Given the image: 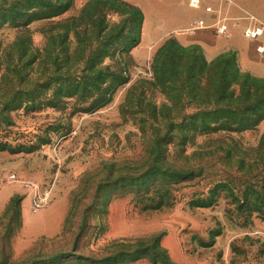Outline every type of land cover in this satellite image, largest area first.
Returning <instances> with one entry per match:
<instances>
[{
  "label": "rangeland",
  "instance_id": "1",
  "mask_svg": "<svg viewBox=\"0 0 264 264\" xmlns=\"http://www.w3.org/2000/svg\"><path fill=\"white\" fill-rule=\"evenodd\" d=\"M137 1L153 18L156 0ZM199 3L207 26L218 11L264 23V0ZM84 8L0 26V264H264V101L242 115L233 84L215 102L186 58L198 47H170L156 78L171 36L132 49L131 9Z\"/></svg>",
  "mask_w": 264,
  "mask_h": 264
},
{
  "label": "trees",
  "instance_id": "2",
  "mask_svg": "<svg viewBox=\"0 0 264 264\" xmlns=\"http://www.w3.org/2000/svg\"><path fill=\"white\" fill-rule=\"evenodd\" d=\"M13 2L10 6L0 9V26L12 25L15 28H25L32 22L58 17L64 14L69 8L72 7V0H3ZM98 0H90L85 4L84 10L97 3ZM116 6H122L126 9H131L134 12L132 19L137 24L138 35L133 40L131 48H135L140 43V35L143 24V14L139 8L129 4L122 0H110ZM129 15V13H128ZM175 46L178 52L183 53L186 49L180 46L174 39L170 43L166 42L156 53L153 58L152 70L154 76L158 74L161 65L158 58L164 57L167 53L165 51L171 49L170 47ZM198 46L192 45L188 48L192 51L198 50ZM200 49V48H199ZM173 51V55L178 53ZM164 53V54H163ZM186 58L189 59V67L193 78L196 79L203 73L206 74V78L209 84L210 92L213 93V97L216 98L217 103H223L225 101L232 100L235 96L234 93H228L232 85H238L240 88L239 96L235 97V100L241 107L239 112L242 115H246L249 112H253L259 108L263 101H258V95L256 92L257 85L264 80L256 79L251 77L248 73H241L239 70L235 54L226 53L219 55L214 60L207 62L202 55L198 56L196 53H190ZM172 68L176 69L175 61L170 60ZM161 67V66H160ZM157 78V77H156ZM203 93V90L199 87L195 89V93ZM260 98V97H259ZM258 98V99H259ZM256 103L257 107H251V104ZM207 112H202L203 122L207 117ZM246 129V128H245Z\"/></svg>",
  "mask_w": 264,
  "mask_h": 264
},
{
  "label": "crops",
  "instance_id": "3",
  "mask_svg": "<svg viewBox=\"0 0 264 264\" xmlns=\"http://www.w3.org/2000/svg\"><path fill=\"white\" fill-rule=\"evenodd\" d=\"M88 1L90 0H72V8H80ZM122 1L131 2L132 5L141 10L144 17L140 43L136 48L143 45L156 46L167 35L171 36L182 47L198 46L202 50L204 58L209 61L219 55L233 53L235 54L237 66L242 72L254 76H264V60L257 57L254 44L242 37V27L245 23L242 24L241 22L236 29L228 26L229 37L216 36L213 31L201 30L195 27L200 17L207 21L209 17L203 11L197 12L190 8L187 2L189 0H183L177 6H166V0H156L149 7L153 18L156 19L148 18L146 8L137 0ZM61 218L60 215L54 216L49 228L53 231L59 230Z\"/></svg>",
  "mask_w": 264,
  "mask_h": 264
},
{
  "label": "built area",
  "instance_id": "4",
  "mask_svg": "<svg viewBox=\"0 0 264 264\" xmlns=\"http://www.w3.org/2000/svg\"><path fill=\"white\" fill-rule=\"evenodd\" d=\"M188 6L192 9H199L200 3L199 0H189ZM205 12L207 14H213V10L211 7H206ZM219 14L212 25H205L203 20H199L195 27L197 29H208L211 28L213 33L216 36L229 37L228 26L235 27L240 24V22L244 21L245 24L242 27V37L254 44V51L257 57L261 60H264V24L258 22L253 16H246L238 19H229L227 17H221L220 11L217 12ZM8 179L12 182L16 181V177L14 174L8 176ZM33 199L31 206L33 209L38 210L42 208L48 202L49 191H45L40 193V191L35 188L33 190Z\"/></svg>",
  "mask_w": 264,
  "mask_h": 264
}]
</instances>
